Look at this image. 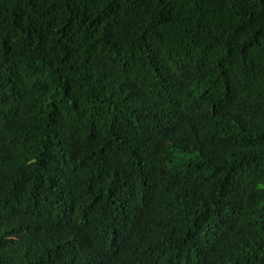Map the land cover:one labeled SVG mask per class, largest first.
Returning <instances> with one entry per match:
<instances>
[{"label":"trees","instance_id":"trees-1","mask_svg":"<svg viewBox=\"0 0 264 264\" xmlns=\"http://www.w3.org/2000/svg\"><path fill=\"white\" fill-rule=\"evenodd\" d=\"M0 264H264V0H0Z\"/></svg>","mask_w":264,"mask_h":264}]
</instances>
